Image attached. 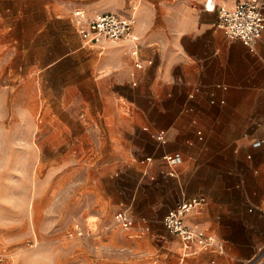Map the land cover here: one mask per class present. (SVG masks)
<instances>
[{"label":"crops","instance_id":"crops-1","mask_svg":"<svg viewBox=\"0 0 264 264\" xmlns=\"http://www.w3.org/2000/svg\"><path fill=\"white\" fill-rule=\"evenodd\" d=\"M216 1L232 6L237 0ZM203 2L118 0L115 9L125 3L133 7L132 13L123 15L133 14L136 18L134 33L139 39L141 67H135L127 40L106 42L104 57L82 46L72 16L35 23L28 36L27 54L23 55L29 56L31 74L52 67L71 51H80L81 70L87 75L86 89L93 92V102L82 99L85 107L112 105L116 101L112 95H117L119 85L148 92L142 104L147 111L141 118L105 114L98 117V122L109 130L103 137L110 141L107 153L117 151L112 141L116 129H138L141 143L131 149L136 154L145 151L150 157L141 168L142 188L147 192L142 203L147 200L146 204L137 217L129 207L132 219L130 227L124 229L132 245L143 243L147 252L168 250V240L172 239L178 245V264H245L250 259H255L254 264H264V216L256 209L249 210L264 200V31L255 50L250 51L241 40L224 34L216 25V12L204 10ZM71 35L73 46L69 45ZM55 45L64 53H54ZM129 103L140 105L136 101ZM153 107L157 108L154 115L150 114ZM7 118V114L0 115V123ZM122 119L125 126L116 127L114 123ZM159 133L163 142L156 137ZM31 138L0 129V251L2 238L22 226L5 211H12L15 194L13 189L7 190L10 177L6 151L22 140L31 144ZM253 139H261V146L253 148ZM173 151L185 156V167H179L181 177L170 176L162 160L163 154ZM214 156L222 157L228 171L221 181L222 193L185 190L183 171L209 167ZM151 193H156L152 202ZM194 195H204L206 201L187 214V222L216 235L225 245L224 254L203 250L182 259L180 238L165 228L162 219L166 212L182 198ZM136 196L134 193L135 201ZM121 205L114 210L115 225V212L128 207Z\"/></svg>","mask_w":264,"mask_h":264},{"label":"rangeland","instance_id":"rangeland-1","mask_svg":"<svg viewBox=\"0 0 264 264\" xmlns=\"http://www.w3.org/2000/svg\"><path fill=\"white\" fill-rule=\"evenodd\" d=\"M117 3L118 0H0V115H8L0 129L32 136L31 144L22 140L6 151L10 177L7 190L13 189L15 194L12 211H5L22 225L2 238L6 264L179 262L178 245L172 239L168 240V250L147 252L143 243L132 245L125 230L114 224V210L121 203L130 207L136 217L146 204L147 200L142 203L147 192L142 188L141 168L149 163L148 154H136L131 149L141 143L138 129H116L112 141L117 151L107 153L111 145L103 137L109 130L98 122V117L105 114L141 118L147 111L142 104L148 92L119 85L117 95H112L116 97L112 105L85 107L82 99L93 102V92L86 89L87 75L81 70L80 51H71L52 67L31 74L29 56L23 55L27 54L28 36L35 23L57 19L56 16L69 19L75 8L88 14L132 13L130 3L115 9ZM69 40L73 46L72 35ZM55 46L54 53H64ZM91 49L102 57L106 55V45L102 51ZM130 101L140 105L134 107ZM156 111L153 107L150 114ZM114 125L121 128L125 123L122 119ZM183 157L173 177H181L180 168L186 165ZM213 159L209 167L183 171L185 190L222 193L221 181L228 171L221 156ZM245 189L248 191L247 186ZM155 194L151 193V202ZM76 225L83 235L70 236L68 232Z\"/></svg>","mask_w":264,"mask_h":264},{"label":"built area","instance_id":"built-area-1","mask_svg":"<svg viewBox=\"0 0 264 264\" xmlns=\"http://www.w3.org/2000/svg\"><path fill=\"white\" fill-rule=\"evenodd\" d=\"M202 7L206 11L216 12V25L227 37L239 39L250 51L255 50L256 42L264 31V0H237L232 6L219 4L216 0H204ZM72 20L82 46L102 51L106 42L127 40L130 43V55L134 58L135 67L143 65L139 39L134 33L136 18L133 14L123 15L109 11L89 15L84 9L75 8L72 10ZM156 137L164 141L161 133ZM261 144V139H253L251 142L253 148H258ZM146 159L149 160L150 157ZM162 160L168 168V174L176 176L177 168L183 162V155L179 151L168 152L162 155ZM205 201L204 195L184 197L175 207L169 209L162 219L165 228L180 238L182 259L203 250L225 253V245L216 235L186 220L187 214ZM254 209L264 216V200L249 208L250 211ZM131 219L129 207H121L115 212V223L123 230L130 227ZM68 234L83 235V231L76 225ZM261 252L264 253V246ZM5 256L0 251V264H6ZM254 261L255 259H250L247 264H254ZM214 262L212 259L211 263Z\"/></svg>","mask_w":264,"mask_h":264}]
</instances>
